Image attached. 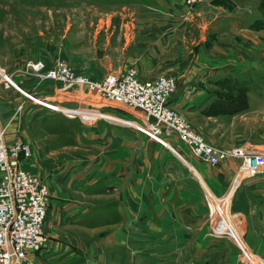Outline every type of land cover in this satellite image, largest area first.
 <instances>
[{"label": "crops", "instance_id": "0c3cea01", "mask_svg": "<svg viewBox=\"0 0 264 264\" xmlns=\"http://www.w3.org/2000/svg\"><path fill=\"white\" fill-rule=\"evenodd\" d=\"M119 3L122 10L135 13L126 22V28H133L126 29V38L134 44V63L142 79L174 75L178 89L171 105L201 130L221 114L234 117L213 99L221 82L243 74L235 67V48L241 42H235L233 17L217 13L210 3L192 11L180 0ZM182 43L192 48L189 61L183 60L182 45L176 49ZM226 58L232 59L231 68L224 67ZM0 68V132L6 146L18 141L28 144L31 156L24 167L47 178L50 201L45 229L50 250H126L132 243L136 250L153 251L158 249L154 236L169 241L184 235L191 240L199 236V249L222 251L226 242L212 236L217 232L209 202L212 210L213 196L226 195L229 223L233 226L236 220L245 245L264 260V177L237 183L240 159L211 165L195 158L176 135L163 145L126 125L123 119L134 115L126 109L92 105L93 94L85 88L64 89L53 80L39 79L31 69L3 60ZM26 92L68 107L97 106L100 116L84 122L34 102ZM238 132L240 138H255L242 135V128ZM186 244L184 250L196 249ZM229 247L227 264H248L240 259V246ZM209 262L224 260L216 257Z\"/></svg>", "mask_w": 264, "mask_h": 264}, {"label": "rangeland", "instance_id": "374dc122", "mask_svg": "<svg viewBox=\"0 0 264 264\" xmlns=\"http://www.w3.org/2000/svg\"><path fill=\"white\" fill-rule=\"evenodd\" d=\"M208 3L215 5L217 13L234 18L235 42H241L239 49L235 48V67L243 74L227 77L232 79L221 82L213 97L220 110L235 115L221 114L219 120L210 121L208 127L201 130L188 115L180 112L216 146L264 150V0H210L205 4ZM133 16L135 13L121 9L119 0H0V60L13 67L27 68L29 59L42 60L47 67L64 59L77 73L95 79L120 68L136 67L134 44L128 41L129 37L126 38V29H133L126 28V22ZM181 45L183 60L189 61L192 48L182 43L176 49L180 50ZM225 61L224 67L231 68L232 59L226 58ZM0 72L3 74L2 70ZM93 97L100 98L94 94ZM224 106L228 108L222 109ZM241 128L245 131L242 135L255 138H240L238 131ZM257 176L264 177V173ZM224 198H212L216 209L222 213L223 226L218 229L223 234L212 235L226 242L222 251L199 249V236L191 240L190 236L184 235L172 236L169 241L166 236H154L158 240V249L153 251L136 250L132 243H128L126 250L52 251L48 247L50 237L47 234L43 248L30 252L24 264H214L209 261L216 257H221L223 264H227L225 261L231 252L229 245L236 244L238 250L240 244L237 241L243 237L237 223L234 231L224 233L226 228H232L230 214L224 212ZM184 242H187V247L196 249L184 250ZM243 244L246 254H255Z\"/></svg>", "mask_w": 264, "mask_h": 264}, {"label": "built area", "instance_id": "2783aa9c", "mask_svg": "<svg viewBox=\"0 0 264 264\" xmlns=\"http://www.w3.org/2000/svg\"><path fill=\"white\" fill-rule=\"evenodd\" d=\"M209 1L180 0L191 11ZM26 65L41 80H53L64 89L85 88L99 96V99L92 97L93 100L89 102L92 105L109 104L126 109L134 115L124 118L122 122L137 128L163 145L168 144L169 137L176 135L188 146L195 158L211 165H217L229 158L240 159L237 177L241 176V179L264 173V150L242 146H216L197 131L184 114L172 107L170 100L178 86L174 75L162 74L154 79L143 80L138 69L132 66L95 79L77 73L64 59L58 60L51 67H47L44 61L35 59H29ZM3 78L7 83L11 82L6 74ZM25 94L38 104L70 117H79L84 122L95 120L94 113L100 111L97 106L74 108L41 99L27 92ZM58 106L65 107V110L58 109ZM79 109H84L89 114L84 117V114L77 112ZM3 133L0 132V264H24L29 253L42 249L47 241L45 225L50 193L46 178L23 165L31 156L30 146L21 141L6 146ZM210 216L215 231L223 233L218 229L223 226L222 217L213 215L212 210ZM237 242L244 252L240 254L241 261L248 264H264L262 258L253 262V254H246L240 240Z\"/></svg>", "mask_w": 264, "mask_h": 264}, {"label": "bare ground", "instance_id": "6f19581e", "mask_svg": "<svg viewBox=\"0 0 264 264\" xmlns=\"http://www.w3.org/2000/svg\"><path fill=\"white\" fill-rule=\"evenodd\" d=\"M58 108H59V107H58ZM77 112H78V113H82V112H84V113H82V114H84V115H83L84 117H86L87 114H89V113L86 112L84 109H82V110L79 109ZM99 116H100V114H99L98 112L94 113V115H93V117H95V118H98ZM135 125H137V124L135 123ZM236 178H237V183H238V179L240 180V179H241V176L236 177ZM212 207H213V209H212V213H213V215L222 217V213H220L219 208L216 209V206H215L214 204L212 205ZM225 208H226V209H225ZM225 210H226V213L231 214V212H230V207L228 208L227 203L224 204V211H225ZM232 219H233V218H232ZM221 221H222V218H221ZM233 222H234V221H233ZM233 228H234V230H235V228H237V224H236V222L233 224V226H232L231 229L226 228V229H225V232L234 231ZM240 243H242V244L244 243V242H243V239L240 241ZM245 244H246V243H245ZM245 244H243V246H244ZM245 248H246V247H245ZM252 259H253V262H257L258 260H260L259 257H258L257 255H255V254H253Z\"/></svg>", "mask_w": 264, "mask_h": 264}]
</instances>
